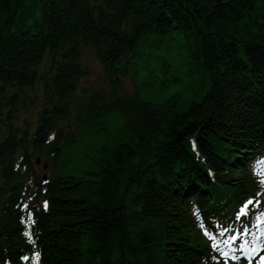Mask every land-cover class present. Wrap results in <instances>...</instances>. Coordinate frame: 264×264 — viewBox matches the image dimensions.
Segmentation results:
<instances>
[{
    "label": "trees",
    "instance_id": "16d2710c",
    "mask_svg": "<svg viewBox=\"0 0 264 264\" xmlns=\"http://www.w3.org/2000/svg\"><path fill=\"white\" fill-rule=\"evenodd\" d=\"M85 49L109 88L80 99ZM263 146L264 0H0V264H212L197 215L251 194Z\"/></svg>",
    "mask_w": 264,
    "mask_h": 264
},
{
    "label": "rangeland",
    "instance_id": "374dc122",
    "mask_svg": "<svg viewBox=\"0 0 264 264\" xmlns=\"http://www.w3.org/2000/svg\"><path fill=\"white\" fill-rule=\"evenodd\" d=\"M83 63L87 68L88 74L86 79L82 82L80 90H78V97L83 99L85 96L84 90L93 89V88H109V82L103 80L102 68L96 60L94 53L91 49H85L83 54ZM47 65L43 63L42 66ZM145 87L142 90L143 98H152L154 101H159L165 97L167 92L158 93V81H152L148 79L146 81ZM136 89L135 83L130 76H127L123 79V90L125 92H133ZM30 95H34L37 98H40L42 95V87L40 83H37L34 90L29 91ZM26 107L20 112V119L22 121H31L33 123L37 116V111L39 109V100H36L34 103H31L30 100H27ZM227 177V176H226ZM228 178V177H227Z\"/></svg>",
    "mask_w": 264,
    "mask_h": 264
}]
</instances>
